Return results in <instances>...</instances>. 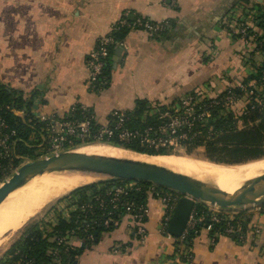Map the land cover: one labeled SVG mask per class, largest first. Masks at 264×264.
Masks as SVG:
<instances>
[{
    "label": "crops",
    "instance_id": "0c3cea01",
    "mask_svg": "<svg viewBox=\"0 0 264 264\" xmlns=\"http://www.w3.org/2000/svg\"><path fill=\"white\" fill-rule=\"evenodd\" d=\"M163 1L0 0V84L29 102L26 114L19 117H62L78 104L103 123L112 112L131 110L138 99L156 107L189 91L214 96L240 83L258 53L231 38L223 24L231 18L250 19L248 23L258 29L253 0ZM125 11L154 21L169 20L171 27L163 35L128 31L117 62H111L109 85L92 90L86 57ZM146 203L144 239L128 228L124 217L94 243L84 244L72 236L74 246H83L73 263L187 264L177 255L175 237L159 232L161 201L148 195ZM227 212L235 216L234 209ZM243 214L245 235L259 226L258 237L211 233L202 224L188 247L191 264H264V206L248 207Z\"/></svg>",
    "mask_w": 264,
    "mask_h": 264
},
{
    "label": "trees",
    "instance_id": "16d2710c",
    "mask_svg": "<svg viewBox=\"0 0 264 264\" xmlns=\"http://www.w3.org/2000/svg\"><path fill=\"white\" fill-rule=\"evenodd\" d=\"M234 7L235 6H233V8ZM253 8L256 14L254 25L257 26V30L260 31V33L256 35V39L260 41V45L257 46V48L260 51H264L262 44L264 40V0L260 2L258 0H253ZM129 18L131 17L129 16ZM130 30L131 29L128 27L121 26L112 33V36L117 41H124L126 33ZM166 33L167 32H164L158 35ZM251 34L252 31L250 32L249 30L247 36H251ZM116 48L115 46L110 47V57L103 71V83L99 86V90L109 85V71L111 70L112 62L111 57ZM240 83L244 86L243 89L237 84H231L216 93L213 97L200 99L194 106V117L190 118V127L183 125L177 131V135L184 134V137L177 138L176 144L147 146L141 142L140 134H142L146 128H151L150 135L155 132L157 133L156 129L158 125L168 121V117H160L161 113L169 109V107H178L179 97L168 104L158 105L157 107L147 106L145 100H136L134 107L125 112L127 119L124 123V127L130 130H138L139 134L133 135L127 139H119L116 135H113L109 139H102L100 141L89 139L81 142L78 140V145L103 143L149 155L182 154L193 156L195 155V151L200 148L202 152L200 157L196 155L197 157L222 164H239L261 159L264 157V57L260 64H254L252 66L249 72L242 77ZM194 92L196 91L193 90L186 93L194 95ZM228 92L233 94L234 106L226 108L224 102ZM1 105H3L2 109ZM6 105H14L17 108L25 106L27 108L29 102L22 96H17L5 85L0 84V117L5 120L10 129L15 131V135L12 137L14 154L33 158L28 154L36 150L35 147L30 146L36 143L39 135V133L33 132L32 127H30L32 123L35 124V120L31 115H26L21 118L6 111L4 107ZM76 107H79V105L77 104ZM155 109L157 111L152 113L151 111ZM170 109L172 114L180 115L182 113V109ZM89 111L93 115L92 111ZM203 111H207L208 115H199ZM79 113L80 110L75 109L73 113L67 112L65 116L70 117L73 115L77 117ZM98 125H100V123L94 118L92 121V128L94 129L98 127ZM1 133L0 131V134ZM21 162V158L13 157L11 162L12 168H17ZM6 164L7 159L0 157V183L5 179V176L9 175L6 173L8 172ZM11 172L12 170L9 173L11 174ZM127 182L126 180L110 179L85 184L68 191L66 194L56 199L52 204L67 203L66 207L70 204L74 209H71L64 216L58 215L55 222L51 224V227H46L44 222L37 221L38 217L34 220H29L18 230V237L2 253L1 257H9L8 261L2 262L0 257V264H13V261L19 257L31 259L35 264L42 262L52 263L55 256L52 251L58 253L63 261H68V264H73L76 260V256L83 250V246H71L68 250L64 251V246L57 243L56 238L67 237L69 239L75 236L83 241L84 244H90L94 243L103 232L112 230L114 227H106L101 224L105 216L104 213L110 209V204L106 203L105 207H100L93 203V207H91L92 209L89 212L80 210L79 206L86 203L91 196L103 195L113 184H124ZM138 184L143 187L141 191H130L128 195L119 197V206L111 215L113 218L120 219L124 215V209H122L121 203L127 199L126 197H129V199L135 202L145 200L144 189L149 183L138 182ZM263 206L264 204L260 207ZM194 212L195 215H203L204 218H207L209 215V211L206 209L205 204L200 202L195 206ZM244 212V210L238 211L230 223L236 224L238 220H241L239 224H241V227H244L246 222L243 217ZM202 224L203 221L197 222L195 230ZM213 225L214 227L213 230L210 231L211 233L215 230L222 232L226 223L222 220ZM195 234L196 232L191 231L183 240L184 249L191 247ZM179 257L181 261L186 260L183 255H179Z\"/></svg>",
    "mask_w": 264,
    "mask_h": 264
},
{
    "label": "built area",
    "instance_id": "2783aa9c",
    "mask_svg": "<svg viewBox=\"0 0 264 264\" xmlns=\"http://www.w3.org/2000/svg\"><path fill=\"white\" fill-rule=\"evenodd\" d=\"M164 3L167 1H163ZM170 5H174V2L169 1ZM129 16L131 18H129ZM249 23L244 21L242 22L239 18H231L227 19L223 25L228 27L229 35L231 38L235 39V35H239L240 38L247 37L249 32V28L252 31L251 37H256L257 34L260 33L257 29H251ZM125 26L130 28L131 30L141 28L148 32L151 35H158L164 32H167L171 27V22L169 20L162 21H154L148 18H144L138 14L131 13L129 11H125L122 17L115 21L106 35H103L98 38L96 45L94 48L88 53L86 57V66L88 69V79L87 84L92 90H99V86L103 83L102 74L106 67L107 60L110 57V47H123L124 41H117L112 36V33L119 29V27ZM250 31V32H251ZM254 39V38H253ZM264 44V43H263ZM258 65V64H257ZM240 88H244L242 83H238ZM202 98H205L204 95H200V91L194 92V95L186 93L179 97V106L169 107V109L165 110L161 113L160 117H168V121L164 124L158 125L156 131L157 133H153L150 135L151 128L144 129L143 133L140 134L141 142L147 146H157V145H167V144H176L177 138L184 137V134L177 135V131L181 126L186 125L190 127L191 122L190 118L194 117V106L195 104ZM234 101V97L232 93H227L225 96L224 106L230 107ZM3 105H1L2 109ZM6 111L14 114L23 116L26 112L25 106L21 108H17L14 105H6L4 106ZM170 108H174L176 110L182 109V113L172 114ZM75 109H79V116L74 117L71 115L56 117V116H34V123L32 124L33 132L39 133L36 143L31 144L30 146L35 147L38 157H47L52 154H57L60 151L74 149L77 148L78 140L81 142L87 141L89 139H93L94 141H100L102 139H109L113 135H116L119 139H127L133 135L139 134L138 130H130L124 127V123L127 119V116L123 112H112L109 117L98 125L96 128H92V121L94 116L91 114L88 108L85 106L76 105L69 108L68 112L73 113ZM157 111L156 109L151 111L152 113ZM204 112V113H203ZM199 115L206 114L207 111H203ZM26 114V113H25ZM111 117V119H110ZM37 129V131H36ZM0 157L7 159L6 167L8 170H12L11 174L16 170L12 168V158H21L25 161L30 158L28 156H19L15 155L13 151V142L12 137L15 135V131L10 129L8 124L4 119L0 117ZM9 174V175H11ZM8 175V176H9ZM7 176V177H8ZM5 177V178H7ZM143 187L138 184L136 181H131L124 184H113L103 195L91 196L88 198L86 203L81 204L79 206L80 210L84 212L91 211V207H93V203L100 207H105L106 203L110 204V209L104 213V219L101 222L103 226H112L117 227L120 225L121 221L124 217H126L127 226L133 233L139 235L141 239H144L147 235V231L143 225L144 220L147 217L148 208H147V197L148 195H152L157 197L164 206V214L160 221L159 232L167 233V225L170 219L171 213L173 211L174 205L179 198V194L172 190L159 188L156 185L149 184L145 189V200L140 202H135L129 197L121 203L122 209H124V215L120 218H113L111 215L118 208V199L120 196H126L130 191H141ZM211 209H209V215L207 218L204 216L195 215L194 210L190 213L186 225L179 237H175V249H177V255H183L186 259L184 262L187 264H191L192 254L188 249H184L183 240L189 235L191 231L196 232L195 226L197 222L203 221V225L209 231L213 230L214 223H218L220 221H225L226 225L223 229L225 233L234 234L239 233V237L241 239L250 238L254 240L261 234V229L259 226H253L251 234L245 235L244 227H241L238 220L236 224L230 223L234 218L233 214H229L227 210H223L217 208L216 206L210 205ZM248 207H256V206H246L243 208L234 209L235 215L238 211L244 210L246 211ZM231 215V216H229ZM125 219V218H124ZM68 238L57 237L56 241L60 245L64 246V251L68 250L69 247L73 246V243H69ZM213 240V238H212ZM54 259L51 262H42L38 264H68V261H63L62 258L56 253L52 251ZM51 252V253H52ZM8 256H2L1 261L7 262ZM13 264H35L31 259H25L24 257H19Z\"/></svg>",
    "mask_w": 264,
    "mask_h": 264
},
{
    "label": "water",
    "instance_id": "95a60500",
    "mask_svg": "<svg viewBox=\"0 0 264 264\" xmlns=\"http://www.w3.org/2000/svg\"><path fill=\"white\" fill-rule=\"evenodd\" d=\"M121 52V47L114 50L111 57L113 65L117 62ZM77 148L63 150L47 157L28 158L21 163L11 175L0 183V204L27 180L36 175L57 170H70L101 176L97 182L110 179L138 181L177 192L179 198L167 225V232L173 237L181 235L190 213L199 202L223 210L246 206L257 207L264 204V172L258 175L254 181L229 192L215 184L181 175L157 165L138 160L81 153L77 151Z\"/></svg>",
    "mask_w": 264,
    "mask_h": 264
},
{
    "label": "bare ground",
    "instance_id": "6f19581e",
    "mask_svg": "<svg viewBox=\"0 0 264 264\" xmlns=\"http://www.w3.org/2000/svg\"><path fill=\"white\" fill-rule=\"evenodd\" d=\"M78 152L143 161L181 175L217 185L232 192L264 172V158L235 165H220L191 155H149L103 143L81 145ZM101 176L57 170L36 175L11 192L0 204V247L9 233L66 191L91 183Z\"/></svg>",
    "mask_w": 264,
    "mask_h": 264
},
{
    "label": "rangeland",
    "instance_id": "374dc122",
    "mask_svg": "<svg viewBox=\"0 0 264 264\" xmlns=\"http://www.w3.org/2000/svg\"><path fill=\"white\" fill-rule=\"evenodd\" d=\"M259 2L261 1V0H258ZM251 3H253V2H251ZM252 6H253V4H252ZM254 9V8H253ZM255 10V9H254ZM239 20H241L242 22H244V21H246V22H249L250 21V19H239ZM254 20H255V18H254ZM252 21V20H251ZM253 22V21H252ZM253 24V23H252ZM252 24H248L249 26H251V29H252V27H253V25ZM248 30H250V28L248 29ZM251 31V30H250ZM234 37H236L234 40H242L244 43H247V45L249 46V47H251V50L250 51H253V52H256V53H258V55H255L254 57V59H253V63L254 64H260V62H261V60H262V58L264 57V51H260L258 48H257V46H259L260 45V41H258L256 38L257 37H251V36H247V37H245V39H246V41L244 40V38H240V36L239 35H235ZM254 38V39H253ZM263 43H264V40H263ZM262 43V44H263ZM263 47H264V44H263ZM260 57H261V59H260ZM260 59V60H259ZM253 64V65H254ZM252 65V66H253ZM251 68V67H250ZM251 83H253V82H251ZM200 95H204L203 93H200ZM204 97H213V96H207V95H204ZM232 107L234 106V104L232 103V105H231ZM157 107V106H156ZM179 151H180V149H179ZM35 152H38V151H36L35 150ZM201 152H202V149H198V150H196L195 151V155H193V156H195V157H197L196 155H198L199 157H200V154H201ZM179 153H181V152H179ZM29 156H31V157H33V158H38V156H37V154L36 153H29L28 154ZM264 158V157H263ZM25 161V159L24 160H22V162L21 163H23ZM6 169H7V167H6ZM8 170V169H7ZM10 172V170H8V172H6V173H8V174H10L9 173ZM7 175V174H6ZM8 176V175H7ZM7 176H5V177H7ZM97 180L98 179H96V180H94V181H96L97 182ZM128 182H131V181H128ZM127 182V183H128ZM93 183V182H92ZM79 187V186H78ZM76 188V187H75ZM74 189V188H73ZM70 190H72V189H70ZM70 190H68V191H70ZM68 191H66L65 193H63L62 195H64V194H66ZM59 197H61V195L60 196H58L57 198H55L54 200H52V201H50L48 204H46L42 209H40L37 213H35L33 216H31L24 224H26L29 220H34V219H36L37 217H38V219H37V221H41V222H44L45 223V225H46V227H51V224H53L54 222H55V220H56V217L58 216V215H66L71 209H74V207L71 205L70 206V204L68 205V207H66V205H67V203H62V204H52L56 199H58ZM38 215V216H37ZM24 224L22 225V226H24ZM21 226V227H22ZM20 227V228H21ZM20 228H18L17 230H15V231H12L11 233H9L8 235H7V237H6V239H5V242H4V244L0 247V257H1V255H2V253L4 252V250L5 249H7L10 245H11V243L18 237V235H19V229ZM66 241H69V243H72V241H73V239L72 238H69L68 240H66ZM74 246V245H73Z\"/></svg>",
    "mask_w": 264,
    "mask_h": 264
}]
</instances>
